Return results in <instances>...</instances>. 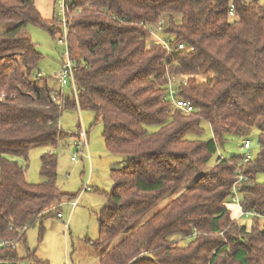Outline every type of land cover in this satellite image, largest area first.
<instances>
[{"label":"trees","instance_id":"1","mask_svg":"<svg viewBox=\"0 0 264 264\" xmlns=\"http://www.w3.org/2000/svg\"><path fill=\"white\" fill-rule=\"evenodd\" d=\"M75 4L81 11L67 16L70 96L36 72L42 55L26 34L33 25L63 37L60 23L45 20L35 0H0V237L24 243L28 225L60 212L56 153L41 155L37 183L7 156L55 147L68 136L62 110L77 108L96 114L107 148L124 160L110 170L97 216V264H264V182L256 179L264 174V0ZM172 76L192 112L166 98ZM202 121L212 136L190 138L201 135ZM254 127L259 147L250 160L218 156L208 166L227 135L246 137ZM238 173L245 179L236 185ZM234 186L243 210L255 213L249 225L228 208ZM25 259L47 264L16 247L0 253V264Z\"/></svg>","mask_w":264,"mask_h":264},{"label":"rangeland","instance_id":"2","mask_svg":"<svg viewBox=\"0 0 264 264\" xmlns=\"http://www.w3.org/2000/svg\"><path fill=\"white\" fill-rule=\"evenodd\" d=\"M35 4L43 14V7L47 5L49 8L50 5L48 0H35ZM52 7L54 18H61L62 11L58 0L53 2ZM60 30L62 31V28ZM26 34L31 37L42 55L36 72L46 79L49 87L71 96L75 90L72 81L68 79L61 87L55 79V74L67 55V46L58 44V40L62 38L60 31L51 34L38 26L29 25ZM59 124L68 136L59 140L55 147L32 146L26 158L7 156L25 167L27 181L37 183L43 179L40 175L41 155L49 150L54 151L57 155V186L62 194L71 195L69 198L66 195L61 197L59 209L63 214L62 218L49 215L35 220L26 227L25 242H18L16 249L20 257L34 253L35 258L47 264H97L101 252L95 245L98 237L97 216L105 205L107 193L113 185L110 170L122 167L124 160L107 148L102 136L103 124L100 119L96 120L93 111L64 108ZM201 128V135H192L190 138L208 140L212 136L206 121L201 122ZM148 129L154 131L158 126L151 125ZM82 132L86 133V145H83ZM258 133L259 129L254 127L246 137L227 135L223 143L218 144L208 166L210 167L218 156L228 158L243 154L245 150L241 147L245 138L250 140L251 154L254 156L259 147ZM74 156L76 159L73 160ZM256 179L260 183L264 182V174H257ZM170 198L171 196L161 200L152 212L163 207ZM73 201H76L75 206L72 205ZM236 219L240 223L250 224V218L247 216L237 214ZM261 222L264 223V220ZM188 240L181 239L180 243L184 244ZM21 264H33V260L25 259Z\"/></svg>","mask_w":264,"mask_h":264},{"label":"built area","instance_id":"3","mask_svg":"<svg viewBox=\"0 0 264 264\" xmlns=\"http://www.w3.org/2000/svg\"><path fill=\"white\" fill-rule=\"evenodd\" d=\"M75 1L76 0H58V2L60 4L61 11H62V17L59 19L57 18L56 20L60 23L62 30H63L62 31L63 37L58 40V44L67 46V55L62 60L63 62L61 64V67L59 68V70L55 74V79L61 85V87H63L66 84L68 79L70 81H72V83L74 84V73H73V66L74 65H73V63L69 57V54H68L67 16L68 15H74V14L79 13L81 11L80 7L79 8L76 7ZM229 14H230V16H232L234 14L233 9H232V5L230 6ZM161 42H162L163 49H165L167 51V53H170L171 47L169 45L168 40H162ZM183 48H184V45L182 43H179L176 47V50H181ZM178 82H180V79L177 78L176 76L169 77L166 98L169 99L171 101L172 105L174 107H176L177 109H180L181 111H183L185 113H190L193 111V107L190 104V102L186 101L184 99H181V98H177ZM82 133H81V135H83V137H84L83 145H86V142H87L86 138H85L86 133L85 132H82ZM241 148L243 150H245V152L243 154H241L243 161L246 162V161L250 160L253 157L251 154V142H250V140L244 139ZM72 159L74 160V159H76V157L74 156ZM237 178L238 179H237L236 185H238L243 179H245V176L242 173H238ZM230 201H231V203L236 204L240 216L252 217L253 215H255L254 212L243 210V208L240 204L239 196H238V193H237L235 186L233 188V195L230 197ZM72 205L75 206L76 201H73ZM57 217L62 218L63 214L61 212H58ZM16 243H17V241L15 239H4V238L0 237V253L6 249L15 248ZM6 264H8V263H6Z\"/></svg>","mask_w":264,"mask_h":264},{"label":"crops","instance_id":"4","mask_svg":"<svg viewBox=\"0 0 264 264\" xmlns=\"http://www.w3.org/2000/svg\"><path fill=\"white\" fill-rule=\"evenodd\" d=\"M49 2V8L47 7V5H43V11H44V14L43 12L40 10V8L38 7V5H36L38 11L40 14H42L41 16L45 19V20H51L52 16H53V2L54 0H48ZM50 7H52V9H50ZM52 10V11H51ZM228 208L230 209L231 213H232V216L235 218L237 216V214H239L238 212V209L236 207V205L234 204H228Z\"/></svg>","mask_w":264,"mask_h":264}]
</instances>
